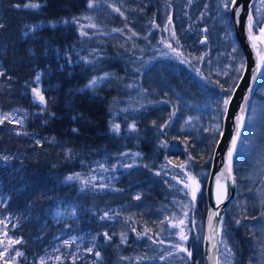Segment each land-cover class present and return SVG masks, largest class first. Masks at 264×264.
Listing matches in <instances>:
<instances>
[{
  "label": "trees",
  "instance_id": "1",
  "mask_svg": "<svg viewBox=\"0 0 264 264\" xmlns=\"http://www.w3.org/2000/svg\"><path fill=\"white\" fill-rule=\"evenodd\" d=\"M220 1L0 0V264H204V184L243 63ZM201 25L230 46L200 55ZM234 172L220 261L227 244L229 264H256L238 152ZM187 176L201 189L181 240Z\"/></svg>",
  "mask_w": 264,
  "mask_h": 264
},
{
  "label": "water",
  "instance_id": "2",
  "mask_svg": "<svg viewBox=\"0 0 264 264\" xmlns=\"http://www.w3.org/2000/svg\"><path fill=\"white\" fill-rule=\"evenodd\" d=\"M256 1L257 0H236L235 4L230 3L228 9L235 38L243 53L244 67L232 88L234 91L230 93L229 97H231V100L227 106V113H223L220 133L211 153L205 182L206 212L203 223L202 245L204 264H220V223L226 209L234 198L236 187L233 169L235 153L242 133L248 106L264 67V65H261L260 70L257 71V56L248 39L249 33L247 31L248 17L249 15L253 16L252 11ZM237 9H239V12H237ZM261 28H264V20L261 26H257L256 24L253 27V35L258 36ZM237 116H242L243 119L241 121L236 147L233 151L229 172L226 171L229 163L227 153L231 146L232 138L237 133Z\"/></svg>",
  "mask_w": 264,
  "mask_h": 264
},
{
  "label": "rangeland",
  "instance_id": "3",
  "mask_svg": "<svg viewBox=\"0 0 264 264\" xmlns=\"http://www.w3.org/2000/svg\"><path fill=\"white\" fill-rule=\"evenodd\" d=\"M221 0L220 2H223ZM223 5V4H222ZM177 7V4L175 5ZM191 7L192 2H188L185 8ZM260 13H264V0H260L257 3V9ZM203 22V21H200ZM222 27L221 22H216ZM204 25H201V28ZM200 30L199 35L196 37L198 45L204 46V50L201 51L200 55L204 54V57L207 58L209 55L210 48L215 46H220L222 48L223 45L230 46L228 38L225 34L220 33V30L217 28H213L211 31L202 32V29L198 26ZM215 29V32H214ZM164 32V28L162 29ZM170 32V31H169ZM216 33V34H215ZM218 33V34H217ZM220 33V34H219ZM172 35V32L169 33V36ZM204 38L205 42L200 43L201 39ZM212 39V40H211ZM212 41V42H211ZM261 87L257 89V94L253 98L251 105L249 106L250 109L247 113V120H246V134L243 140L242 145H240L238 149L239 158L241 160V171L244 170V188L254 191L257 196H253L254 199L257 201L259 209H260V226H259V240L257 245L254 247V252L257 256L256 264H264V74L262 78ZM191 176H187L183 179L182 183L186 191L184 192V203L179 204L177 211H175L174 216H172V221L170 224L172 226H176L177 229L180 231L176 234V238H180L181 230L186 229L187 225V213L193 210L197 203L199 191L201 189V185L199 183V191L196 193L195 199L192 196V187H186L185 185H192V181L190 179ZM197 179V178H196ZM258 182L255 186H253L254 182ZM181 191V190H180ZM178 212V213H177ZM178 216H177V215ZM183 221L181 224L180 222ZM172 228V227H171ZM169 228L168 230H171ZM173 236V235H170ZM167 246L168 243H165ZM156 248V247H155ZM174 257L176 259L179 256L176 254L177 252L174 251ZM224 255L226 260L229 264V259L231 257V251L229 250V246L227 244L224 245ZM177 264H184V263H177Z\"/></svg>",
  "mask_w": 264,
  "mask_h": 264
},
{
  "label": "snow or ice",
  "instance_id": "4",
  "mask_svg": "<svg viewBox=\"0 0 264 264\" xmlns=\"http://www.w3.org/2000/svg\"><path fill=\"white\" fill-rule=\"evenodd\" d=\"M236 0H230V3L231 4H235ZM26 7H37V5L35 4H31V5H26ZM88 7H92V4L89 3ZM230 7V4L229 3H225V10H228ZM237 12H239V9H237ZM256 25V20L253 18L252 15H249L248 17V21H247V31L249 33V36H248V39L249 41L251 42V45H252V48L255 50L256 52V56H257V71L260 70L261 68V65H264V28H261L259 30V35L256 36V35H253V27ZM233 51H236V49L234 48ZM244 67L243 63H241L240 65V68L242 69ZM0 75H2V73H0ZM37 79H39V77H37ZM95 81H91L90 84H94ZM230 91H234V89H229ZM33 93L35 95V98H37L41 104H44L45 103V98L43 95L40 94L39 90L37 89H33ZM230 100H231V97H228V98H225L223 100V110L225 113H227V106L229 105L230 103ZM243 110V109H242ZM4 119H9V117L7 115L4 116ZM243 117L242 116H237L236 118V121H237V133L235 136H233L232 138V141H231V146L229 147L228 149V153H227V156H228V168L226 169V171H229L230 172V167H231V160H232V156H233V151L236 147V143H237V138L239 136V129H240V126H241V121H242ZM3 121L0 120V123H2ZM134 127V126H133ZM115 130L118 131V126H114ZM223 174V173H222ZM73 177H68V179H72ZM191 181H192V185H185L186 187H192V196H193V199H195L196 197V193L197 191H199V183L196 179L195 176H191L190 177ZM218 179V183H219V177L217 178ZM219 202V200H218ZM181 224L183 223V221L180 222ZM107 235V234H105ZM180 239L181 240H185L187 239L186 236L184 235H181L180 236ZM15 243H19V241H14ZM17 255H20V253H17ZM97 256H99V253H97ZM41 264H43V261L41 262Z\"/></svg>",
  "mask_w": 264,
  "mask_h": 264
},
{
  "label": "flooded vegetation",
  "instance_id": "5",
  "mask_svg": "<svg viewBox=\"0 0 264 264\" xmlns=\"http://www.w3.org/2000/svg\"><path fill=\"white\" fill-rule=\"evenodd\" d=\"M240 163H241V160H240ZM242 164V163H241Z\"/></svg>",
  "mask_w": 264,
  "mask_h": 264
}]
</instances>
